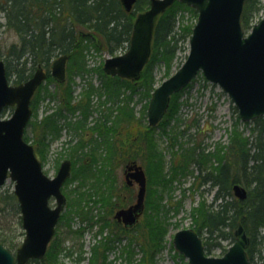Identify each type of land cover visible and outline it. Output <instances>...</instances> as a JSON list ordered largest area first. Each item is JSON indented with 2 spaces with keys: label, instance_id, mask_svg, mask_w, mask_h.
Wrapping results in <instances>:
<instances>
[{
  "label": "trees",
  "instance_id": "16d2710c",
  "mask_svg": "<svg viewBox=\"0 0 264 264\" xmlns=\"http://www.w3.org/2000/svg\"><path fill=\"white\" fill-rule=\"evenodd\" d=\"M261 2L246 1L241 19L245 31L252 28L255 17L264 8ZM149 6L150 0H138L132 11L127 12L120 0H0V60L6 64L9 80L15 85L22 84L29 80L39 67L47 74L45 83L33 98L32 109L36 114L29 124L32 135L27 129L25 140L32 141L37 156L41 153L43 159L42 149L61 136L68 115L79 112L83 117L81 123L68 122L66 125L69 129L71 127L76 131H86L88 136L90 134L88 141L81 137L72 147L73 152L69 158L73 165L82 162L80 176L83 180H86V176L95 174L93 166L98 163L95 154L102 145L97 137L103 138L106 148L109 149L110 167L114 166L115 159L125 164L137 162L144 167L148 177V190L144 229L140 231L141 238L130 235L139 229V223L133 228H124L114 221V224L121 227L122 233L105 237L106 241L94 245L91 264H105L106 252L115 247L112 243L126 236L129 237V244L125 249L127 255L132 257L135 248L138 247L142 252L141 264H156L157 255L167 248L168 229L165 223L169 208L159 207L154 187H158L157 197L163 200L164 193L171 192L173 184L182 178H194L195 186L191 185L189 189L191 191L196 189V181L199 183L198 187H205L204 192L214 191L213 201L210 204L201 203L193 213L192 228L203 238L207 254L210 255L214 247L222 246V241L231 239L234 242L235 230L239 225H243L251 238L247 248L251 263L253 264L256 258L264 262V116L244 124L237 115L227 146L217 144L213 151H208L200 144L186 146L180 141L181 138L177 139L178 134L169 135L166 131V125L171 117L174 118L181 104L182 106L184 104V101L180 103L179 99L185 90L173 95L170 108L158 126L164 127L163 134L168 135L171 147H177L181 152L179 159L175 158L177 154L175 153L171 168L165 171L163 156L158 154L155 143L154 133L158 126L150 127L146 120V112L137 117L132 106L135 97L139 95L140 101L146 100L148 108L152 92L157 85L156 68L160 66L164 69V79L174 73L177 52L188 42L193 30V26H186L180 29L182 31L179 34L176 33L177 13L187 9L192 10L197 17L195 9L184 3L175 2L158 17L152 55L138 81L109 76L100 67L97 69L101 77L100 88L96 89L92 82L89 83L82 98L74 102L71 80L68 78L58 82L52 76V63L62 55L69 56L70 74L77 76L89 71L86 56L90 46L112 56L116 55L126 42L130 43L137 15ZM7 35H14L16 40L8 42ZM51 84H55L54 91L48 88ZM40 93L43 94V100L59 99L60 104L53 113L38 121L37 109L41 100L36 99ZM95 94L101 99L105 97L104 105L108 103L111 105L106 111H102L98 123L89 128L87 120L93 113L92 101ZM234 110L236 115L237 111L235 108ZM62 119H66L65 123H62ZM176 123L177 130L184 136L197 126L187 123L181 117ZM181 123L185 126L183 129H180ZM241 126H250L249 136L244 135ZM89 144L93 146V151L84 152L85 148H89ZM76 179L77 177L74 178L72 174L69 181ZM235 185L246 188L247 199L240 200L235 197L233 191ZM2 197L5 202L9 197L17 201L14 194ZM116 197L117 201L124 202ZM107 201L108 199H105V205L114 204ZM81 204L74 210V218L82 219L83 223L87 220L90 226L89 219L93 217L87 219L88 211L85 208L88 205ZM179 204L176 208L177 213L180 211L181 202ZM14 208L19 212V204L15 203ZM103 226L104 230L108 227L107 224ZM55 238L45 259L31 260L27 264H60L57 255L60 247L55 244ZM0 242L9 249L10 246L13 248L16 246L3 237H0ZM171 248L174 250L173 245Z\"/></svg>",
  "mask_w": 264,
  "mask_h": 264
},
{
  "label": "water",
  "instance_id": "95a60500",
  "mask_svg": "<svg viewBox=\"0 0 264 264\" xmlns=\"http://www.w3.org/2000/svg\"><path fill=\"white\" fill-rule=\"evenodd\" d=\"M127 12L138 0H120ZM176 1L198 11V20L190 39V53L182 66L163 81L152 93L147 116L156 127L169 109L174 94L186 88L201 72L228 93L244 122L264 116V17L246 34L241 18L246 0H151L150 8L140 13L134 23L129 51L106 60L104 71L132 81L139 80L152 54L155 23ZM68 55L55 60L52 75L60 82L66 79ZM47 75L39 67L28 81L12 85L5 62L0 60V201L1 189L11 179L15 182L22 223L26 237L15 253L0 243V264H26L32 259H44L67 198L62 186L71 175L72 163H62L57 175L50 178L43 171L34 147L25 141L26 128L32 118L31 103ZM15 110L9 118L3 113ZM127 184L139 185L135 204L117 211L115 218L132 228L145 210L147 176L137 163L126 168ZM240 200L248 192L234 186ZM56 200V207L50 200ZM236 240L221 257L206 255L202 238L193 229L179 230L174 236L176 249L189 259V264H251L247 247L251 238L243 225L235 230Z\"/></svg>",
  "mask_w": 264,
  "mask_h": 264
},
{
  "label": "rangeland",
  "instance_id": "374dc122",
  "mask_svg": "<svg viewBox=\"0 0 264 264\" xmlns=\"http://www.w3.org/2000/svg\"><path fill=\"white\" fill-rule=\"evenodd\" d=\"M264 7V0H261ZM190 7V6H189ZM192 8V7H191ZM147 10V9H146ZM192 10L183 9L177 13L179 25L176 29V33L181 32L182 27H191L197 21V17ZM264 16V8L260 11L258 16L255 17L254 21L257 22L260 18ZM85 32V31H84ZM8 42L15 41L14 35H7ZM90 48V56H86V61L89 60V66L94 69H99L104 67L105 61L110 57V55L105 51H97L93 47ZM189 53V43L186 42L177 52V58L174 62V70L176 71L178 66L181 65L186 59ZM58 57L56 58V60ZM98 67V68H97ZM71 64L67 63V74L66 79L69 78L71 83H73L74 88V102H78L84 92L86 91V86L89 83H93L95 88H100L101 77L98 72H93V74L84 75H71L70 70ZM87 74V75H86ZM155 76L157 79V86L160 85L164 80V69L158 67L155 70ZM13 81H11V84ZM44 84V83H43ZM49 89L54 91L55 84L48 86ZM140 96H136L135 100L132 102V106L136 112L137 117H140L143 112H146L147 119V108L146 100L140 101ZM43 94L37 96V101L41 100L38 104V121H41L45 116L53 113L59 106V99L56 101H50L49 99L43 100ZM104 99V97H103ZM98 99L97 95L93 96V111L92 115L87 120V127H93L98 123L100 119V111H106L108 105H103V100ZM184 104L180 107V110L171 117V120L166 125V131L169 135H177L180 141L185 143L186 146H195L200 144L206 147L208 151H213L217 144L227 146L229 144L231 131L233 129V124L235 122L236 116L235 107L233 101L229 95L223 91V89L216 84H213L205 79L203 74H199L194 83L186 89L179 99V102ZM111 105V103H109ZM15 107H10L7 109L5 116L9 118ZM146 109V111H145ZM33 110V115L31 121L34 120L35 110ZM176 117H181L187 123L192 125H197L193 127L185 136L180 134L177 130ZM69 118V119H68ZM67 118V123L78 124L81 123L83 117L79 112L74 114H69ZM70 120V121H69ZM30 121V122H31ZM66 119H62V123H65ZM62 131L61 136L48 143V146L42 149L44 153V158L42 159V154L38 156L42 162L44 172L51 178H54L61 164L70 158L73 150L72 147L80 140L81 137L89 140V136L86 135V131H76L66 125ZM165 124V123H164ZM185 126L180 125V129ZM162 126H158L155 130V143L158 150V154L163 156V163L165 171L171 168L172 160L174 158L179 159L181 150L171 147V141L168 139V135L163 134ZM28 133L32 135V128L29 126ZM245 136L250 134V126H241L240 128ZM86 135V136H85ZM100 142H102L101 148L97 150L96 156L98 157V163L93 166V173L91 176H86V180H83L82 176V162H78L77 165L72 163V174L73 177H77L76 180L70 182L69 179L63 187V192L68 198V204L66 210L63 213L61 222L59 223L56 230V245H59L58 259L60 264H91L92 247L98 245L101 241H106L107 237L120 235L122 233L121 227H118L116 223L114 224V215L116 211L123 207H128L134 204L137 200L138 185H134L130 188L126 187L125 180V166L126 164L114 160V166L110 167L108 162L110 161L109 149L106 148V143L103 138L97 137ZM32 144V141H30ZM179 143V140H178ZM89 150L93 151V146L89 144V148H85L84 152ZM82 153V152H81ZM41 156V157H40ZM85 177V175H84ZM194 178H182L180 181H176L173 184V190L168 194L164 193L163 200L157 197L158 187H154L156 201L159 207L164 209L169 208L167 212V222L166 228L168 233L166 235L167 248L157 255L156 264H188V259L180 254L176 249L172 250L170 242L173 243V238L178 230L191 228L193 223V213L195 209L201 204H210L213 201L214 191L208 193L204 192L202 186H197L199 183L196 181V189H191V185L195 186ZM15 191V182L12 180L7 181L5 186L2 188V196L9 197L13 195ZM124 202L117 201V197ZM116 197V198H115ZM3 198V197H2ZM105 199L107 202L112 201L114 204L105 205ZM97 203H94L96 202ZM99 201V202H98ZM181 208L179 213H177L176 208L180 205ZM19 204L18 200L13 201L10 197L5 202L1 199L0 204V237L10 240L14 245L10 248L14 251L23 243L26 232L22 223L21 210L17 212L14 208V204ZM82 203V204H81ZM86 203L85 208L88 211V217L91 224H87V220L83 223L82 219L74 218V210ZM56 202L52 200L51 206H55ZM83 210V212H85ZM164 217V215H163ZM169 223V225H168ZM87 224V225H86ZM104 224L108 227L104 230ZM86 225V226H85ZM144 229V216L139 222V229L130 233L131 236H139ZM141 231V232H140ZM264 233V231H263ZM136 234V235H134ZM139 234V235H138ZM124 235V234H122ZM130 236V237H131ZM106 237V238H105ZM105 243V242H102ZM115 245L111 250L106 252L105 264H141L142 252L137 247L135 248V254L130 257L127 255L125 250L129 244V237H124L122 240L115 241L112 243ZM233 244L231 239L222 241V246L214 247L210 256L221 257L228 250V248ZM61 250V251H60ZM132 258L131 260H129ZM263 260L256 258L253 264H263Z\"/></svg>",
  "mask_w": 264,
  "mask_h": 264
},
{
  "label": "flooded vegetation",
  "instance_id": "af4514ba",
  "mask_svg": "<svg viewBox=\"0 0 264 264\" xmlns=\"http://www.w3.org/2000/svg\"><path fill=\"white\" fill-rule=\"evenodd\" d=\"M135 184H133L132 186H134ZM117 212V211H116ZM114 219H115V221L120 225V224H122L123 226H124V224L122 223V222H119L116 218H115V215H114Z\"/></svg>",
  "mask_w": 264,
  "mask_h": 264
}]
</instances>
